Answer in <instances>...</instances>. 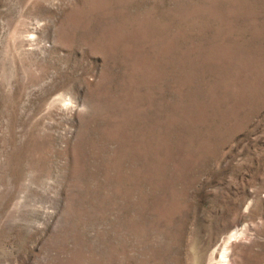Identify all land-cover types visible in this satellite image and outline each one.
<instances>
[{
  "label": "rangeland",
  "instance_id": "374dc122",
  "mask_svg": "<svg viewBox=\"0 0 264 264\" xmlns=\"http://www.w3.org/2000/svg\"><path fill=\"white\" fill-rule=\"evenodd\" d=\"M0 264H264V0H0Z\"/></svg>",
  "mask_w": 264,
  "mask_h": 264
}]
</instances>
